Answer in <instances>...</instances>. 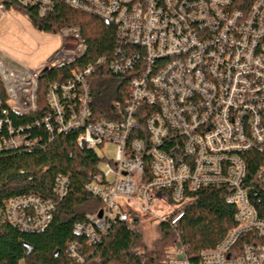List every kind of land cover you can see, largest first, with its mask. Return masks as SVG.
I'll return each instance as SVG.
<instances>
[{"label":"built area","instance_id":"obj_1","mask_svg":"<svg viewBox=\"0 0 264 264\" xmlns=\"http://www.w3.org/2000/svg\"><path fill=\"white\" fill-rule=\"evenodd\" d=\"M58 1L99 17L116 32L112 57L72 69L65 81L50 82L45 94L42 122L48 131H77L83 148L115 145L114 159L87 185L103 202L101 216L87 214L74 233L99 243L112 223L129 219L126 206L175 227L196 191L220 187L235 208V224L194 259L176 240L174 253L161 264H264V210L250 199L264 192V0H0V13L18 8L44 18ZM54 33L61 45L38 69L0 51V150L35 143L10 114L37 109L41 69L75 64L86 52L77 28ZM102 64L127 75L128 89L112 102L108 117H94L89 78ZM250 161L257 165L248 178ZM67 183V176L57 177L56 198ZM116 196L126 203H117ZM162 206L168 212L157 215ZM54 209V199L26 193L7 201L3 219L39 232ZM67 254L85 259L78 241L67 245Z\"/></svg>","mask_w":264,"mask_h":264},{"label":"trees","instance_id":"obj_2","mask_svg":"<svg viewBox=\"0 0 264 264\" xmlns=\"http://www.w3.org/2000/svg\"><path fill=\"white\" fill-rule=\"evenodd\" d=\"M35 27L56 32L62 27L77 28L85 40L86 52L75 64L49 69L38 77L37 109L27 114H10L12 123L22 128L31 146L0 150V264H160L176 240L187 246L194 259L202 249L213 248L226 231L235 224V208L225 200L226 189L202 188L185 207L183 217L175 227L158 222L155 237L147 240L140 227L141 219L128 206L129 219L114 222L107 235L96 243H88L85 235L74 233L73 226L87 214L103 208V202L87 190V185L100 175L103 157L96 149L83 148L76 142L77 131H48L42 115L47 110V86L55 80L70 78L74 68L94 64L101 56L112 57L116 45L115 27L97 16L69 7L58 1L54 10L44 18L28 16ZM127 75L112 74L106 64L97 65L90 75L92 112L108 117L112 102L122 99L128 89ZM256 162L248 163L247 177H252ZM67 176L68 183L61 199L56 198V179ZM34 194L54 199L55 209L49 225L39 232H27L7 222L4 207L10 198ZM250 194L256 206L264 210V192ZM72 241L82 243L83 262L67 254Z\"/></svg>","mask_w":264,"mask_h":264},{"label":"rangeland","instance_id":"obj_3","mask_svg":"<svg viewBox=\"0 0 264 264\" xmlns=\"http://www.w3.org/2000/svg\"><path fill=\"white\" fill-rule=\"evenodd\" d=\"M60 45L59 36L54 32L38 30L32 24L25 10L7 8L1 11L0 51L11 61L27 69L35 70L49 62V59L59 49ZM96 151L103 157L99 165L100 170H103L106 161L113 160V157H115V145L109 143L101 149L97 148ZM115 200L121 205L126 203V199L122 196H116ZM160 211L155 213L161 215L166 211L168 212V208L162 206ZM140 222V227L144 230L146 239L148 241L153 239L156 235L154 227L158 223V218L154 213H148ZM168 253H174V249L171 248Z\"/></svg>","mask_w":264,"mask_h":264},{"label":"water","instance_id":"obj_4","mask_svg":"<svg viewBox=\"0 0 264 264\" xmlns=\"http://www.w3.org/2000/svg\"><path fill=\"white\" fill-rule=\"evenodd\" d=\"M37 28H38V30H42V27L41 26H38ZM46 70H47V68H43V69H41L40 73H43ZM101 213H102V210H99L98 213H97V216L100 217L101 216L100 215Z\"/></svg>","mask_w":264,"mask_h":264}]
</instances>
